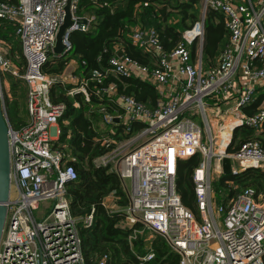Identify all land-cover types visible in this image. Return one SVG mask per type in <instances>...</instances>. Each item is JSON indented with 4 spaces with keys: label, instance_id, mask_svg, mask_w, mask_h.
Segmentation results:
<instances>
[{
    "label": "built area",
    "instance_id": "obj_1",
    "mask_svg": "<svg viewBox=\"0 0 264 264\" xmlns=\"http://www.w3.org/2000/svg\"><path fill=\"white\" fill-rule=\"evenodd\" d=\"M78 1L0 0V19L10 21L25 58L20 69L10 57L12 43L0 36V83L7 88L9 75L23 80L28 113L25 124L19 128L9 125L8 130L11 185L0 237V264H86L78 219L71 213L66 195L67 185L77 173L68 163L67 152L53 146L65 105L52 100L50 89L56 78L41 70L68 2L73 22L62 35L63 52L71 48L70 33L86 30L94 18L77 13ZM198 2L200 18L183 31L182 41L169 53L163 51L154 29L131 32L134 43L157 55L156 66L150 68L122 53L109 59L107 71H91L90 78L97 82L108 71L124 76L142 74L155 83L162 96L149 108L130 95L116 94L114 82L100 87L109 97L118 95L123 108L122 114H112L102 107V122L120 121L129 135L119 140L107 138L114 146L95 162L112 163L126 189L122 225L130 228L129 240L141 235L147 241L146 252L138 255L141 263L154 257L150 242L159 234L179 254V264H264V191L247 187L216 207L212 197V174L223 173L224 157L229 158L233 174L248 167L264 171V147L258 139L232 146L237 126L260 130L264 125V0ZM208 7L224 15L229 42L220 52L218 64L204 70L200 49ZM194 41L198 55L192 61L188 45ZM73 77L64 71L58 79L67 83ZM86 89L87 79L82 78L68 93L81 91L88 100ZM260 95L256 110L246 113L245 106ZM198 119L203 120L204 128ZM133 120L142 124L134 132ZM195 153L201 157L192 174L197 214L182 203L176 189L177 160ZM49 205L43 214L42 208ZM36 211L42 212L40 218ZM93 211L91 208L82 217L85 226L92 224ZM105 261L104 254L95 264Z\"/></svg>",
    "mask_w": 264,
    "mask_h": 264
},
{
    "label": "trees",
    "instance_id": "obj_2",
    "mask_svg": "<svg viewBox=\"0 0 264 264\" xmlns=\"http://www.w3.org/2000/svg\"><path fill=\"white\" fill-rule=\"evenodd\" d=\"M7 1L17 3L18 0ZM77 13L94 18L86 30H73L69 35L70 50L50 54L41 70L56 78L50 89L52 100L65 105L59 118L60 134L53 141V146L67 152L68 163L77 173L76 179L68 183L66 195L71 213L78 219V235L85 263L95 264L105 254V264H179V254L159 234H155L150 242L154 257L150 262H140L138 255L146 252L147 241L141 235L129 240L130 228L122 225L125 219L123 208L128 203L126 189L112 163L95 162L96 157L114 146L113 142H107V138L119 140L129 135L125 133V125L117 120L107 123L105 128L101 127L102 107L112 114H122L123 108L118 95L109 97L107 93L101 92L100 87L114 82L116 94L130 95L149 108L155 106L157 87L137 74L124 76L108 71L100 82L91 79L90 74L94 69L107 71L110 68L109 59L118 52L150 68L156 66L157 55L146 50L143 45L134 43L131 32L137 28L154 29L163 51L169 53L182 41L183 31L200 18L201 6L198 0H79ZM0 36L12 43L10 57L23 69L25 58L20 40L14 35L10 21L5 18L0 19ZM228 42L229 31L225 26L224 15L208 7L200 49L204 70L218 64L219 54ZM188 46L194 61L198 55L197 43L194 41ZM72 59L77 61L76 72L87 79L88 100L81 91L69 94L71 85L58 79ZM8 78V87L15 96L9 99L4 95L6 115L10 125L19 128L26 123L28 115L25 106L21 107L17 89H24L25 98L26 88L21 78L12 75ZM261 97L258 96L245 106V112L255 111ZM130 124L132 132L142 126L138 120ZM262 134L264 125L260 130L245 124L239 125L234 130L232 146L239 141L256 138L264 147ZM200 159V154L195 153L187 158H179L176 162V189L182 203L195 214L197 203L192 174ZM217 179L227 190L224 198L247 187L264 191V171L261 168L248 167L236 174L222 173ZM91 208L94 209L93 222L85 226L82 217Z\"/></svg>",
    "mask_w": 264,
    "mask_h": 264
},
{
    "label": "water",
    "instance_id": "obj_3",
    "mask_svg": "<svg viewBox=\"0 0 264 264\" xmlns=\"http://www.w3.org/2000/svg\"><path fill=\"white\" fill-rule=\"evenodd\" d=\"M71 13L69 9V2L65 6V15L62 23L59 25L55 44L48 53L51 54H61L64 51V44L62 42V35L67 27L72 24ZM145 38L147 36L145 35ZM122 52H118L121 55ZM169 58V57H167ZM9 121L3 108V93L0 83V237L2 234L6 211H7V201L10 193V156H9V144H8V130ZM223 173H228L230 169V160L228 157H224L222 160Z\"/></svg>",
    "mask_w": 264,
    "mask_h": 264
},
{
    "label": "rangeland",
    "instance_id": "obj_4",
    "mask_svg": "<svg viewBox=\"0 0 264 264\" xmlns=\"http://www.w3.org/2000/svg\"><path fill=\"white\" fill-rule=\"evenodd\" d=\"M10 84V81H9V78L6 79V87L3 86L2 84V93H3V100L5 98V96H7L9 99H12L15 95L12 94V91H10V88L8 87ZM25 85V83H24ZM25 88H26V92H25V98H24V89L23 88H18L17 90L19 91L18 92V95H19V100H21V107H23V105L25 106L26 110H27V105H26V101H27V87L25 85ZM5 95V96H4ZM25 103V104H24ZM4 108H5V104H4ZM6 112V110H5ZM231 114L232 115H236L237 113L235 111H231ZM28 115V113H27ZM7 116V115H6ZM208 116L211 117L213 116V113L211 112H208ZM28 118V116H27ZM198 122L203 126V128L205 127L204 125V122L202 119H198ZM219 176H215L214 174H212V178H213V181H212V197L213 199L216 200V202H214V206L216 207V203H220L222 202L223 198L225 197L224 193L227 194V190H225V187L219 183V179H217ZM127 184H129V182H127ZM50 205H51V202L52 200H48ZM50 205L47 207V208H42V211H43V214L46 213L47 211H49L50 209ZM36 214H37V217L40 218L41 215H42V212H37L36 211Z\"/></svg>",
    "mask_w": 264,
    "mask_h": 264
},
{
    "label": "crops",
    "instance_id": "obj_5",
    "mask_svg": "<svg viewBox=\"0 0 264 264\" xmlns=\"http://www.w3.org/2000/svg\"><path fill=\"white\" fill-rule=\"evenodd\" d=\"M76 67H77V61L75 59L70 60L68 65H67V67H66V69H65V72L74 75V77L72 79L69 78L71 81L67 82L66 84H70L71 86H73V85H77V84L80 83L82 77H81V75L78 72H76V70H77ZM137 75L143 77L142 74H137ZM147 80L151 81L150 79H147ZM152 83L155 85L154 82H152ZM161 97L162 96H161L160 91L158 90V87H157V99H156L155 106L157 105V103L159 102ZM155 106H153V107H155ZM153 107H151V108H153ZM100 125H101L102 128H105V126L107 124L103 123L102 121H100ZM262 136H264V135L262 134Z\"/></svg>",
    "mask_w": 264,
    "mask_h": 264
}]
</instances>
